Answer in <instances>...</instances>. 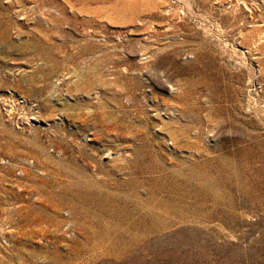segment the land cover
<instances>
[{"label":"rangeland","instance_id":"374dc122","mask_svg":"<svg viewBox=\"0 0 264 264\" xmlns=\"http://www.w3.org/2000/svg\"><path fill=\"white\" fill-rule=\"evenodd\" d=\"M0 264H264V0H0Z\"/></svg>","mask_w":264,"mask_h":264}]
</instances>
